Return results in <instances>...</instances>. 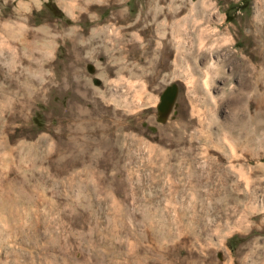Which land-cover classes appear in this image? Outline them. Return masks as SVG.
<instances>
[{
	"label": "rangeland",
	"instance_id": "obj_1",
	"mask_svg": "<svg viewBox=\"0 0 264 264\" xmlns=\"http://www.w3.org/2000/svg\"><path fill=\"white\" fill-rule=\"evenodd\" d=\"M72 1L90 47L0 67V264H264V0Z\"/></svg>",
	"mask_w": 264,
	"mask_h": 264
},
{
	"label": "crops",
	"instance_id": "obj_2",
	"mask_svg": "<svg viewBox=\"0 0 264 264\" xmlns=\"http://www.w3.org/2000/svg\"><path fill=\"white\" fill-rule=\"evenodd\" d=\"M8 1L12 5L6 8ZM125 5L128 7V3ZM130 14V10H124L123 25L128 34L136 33L131 31ZM92 16L83 14L82 5L79 8L72 0H4L0 4V67L12 72L24 69L30 74V65H50L61 44L65 49L69 45L79 50L90 47L87 38L105 31L92 23L99 15ZM102 37L108 40L106 33Z\"/></svg>",
	"mask_w": 264,
	"mask_h": 264
},
{
	"label": "bare ground",
	"instance_id": "obj_3",
	"mask_svg": "<svg viewBox=\"0 0 264 264\" xmlns=\"http://www.w3.org/2000/svg\"><path fill=\"white\" fill-rule=\"evenodd\" d=\"M7 154L10 156V159L7 162H5L6 167H7L6 163L7 164L13 163V159H12L13 151L9 150V152H7ZM10 165L12 167L13 164H10ZM5 172H6L7 177H6V179L3 178L1 180L0 184L2 186V192L0 193V198H2L4 200L3 203L6 202L8 204L7 205L8 207L6 208L5 204H2V203L0 204V219L7 223L8 229L12 230V229H14V223H15L14 221H15V217H16V211L13 208V197H12V195H13L12 194V190H13L12 186L14 184V180H13V177L10 178V176L13 175V171H12V169H7V170H5ZM2 232H3V230L0 231V234Z\"/></svg>",
	"mask_w": 264,
	"mask_h": 264
},
{
	"label": "water",
	"instance_id": "obj_4",
	"mask_svg": "<svg viewBox=\"0 0 264 264\" xmlns=\"http://www.w3.org/2000/svg\"><path fill=\"white\" fill-rule=\"evenodd\" d=\"M175 95H176V87L173 85L165 89L162 95L160 96V98L170 99L175 97Z\"/></svg>",
	"mask_w": 264,
	"mask_h": 264
}]
</instances>
